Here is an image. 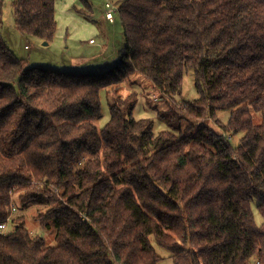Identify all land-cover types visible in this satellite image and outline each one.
<instances>
[{
	"label": "trees",
	"instance_id": "16d2710c",
	"mask_svg": "<svg viewBox=\"0 0 264 264\" xmlns=\"http://www.w3.org/2000/svg\"><path fill=\"white\" fill-rule=\"evenodd\" d=\"M5 5L0 224L14 221L12 203L47 207L37 219L55 224L57 244L19 215L11 232L0 228V264H159L153 238L174 264H264V0H124L126 43L105 73L28 66L3 37ZM12 5L18 30L53 40L56 0ZM188 66L200 97L168 115L230 109L224 132L206 124L155 132L123 98L96 124L104 86L139 72L171 99L182 94ZM241 130L233 146L227 132Z\"/></svg>",
	"mask_w": 264,
	"mask_h": 264
},
{
	"label": "rangeland",
	"instance_id": "374dc122",
	"mask_svg": "<svg viewBox=\"0 0 264 264\" xmlns=\"http://www.w3.org/2000/svg\"><path fill=\"white\" fill-rule=\"evenodd\" d=\"M13 0H6L4 8L2 34L8 46L28 66H52L70 71H93L105 73L118 65L120 52L126 43L124 26L120 14L114 12L115 19L107 17L108 3L113 8H118L124 0H56L57 30L53 40L45 43L42 38L26 34L15 26L13 14ZM93 40V41H92ZM28 45V47H27ZM200 97L196 85V72L193 66L186 68L182 94H177L171 99L164 96L163 92L153 85V82L139 72H132L125 80L117 85L104 86L100 91L102 116L95 120L102 128L110 119V105L123 98L125 108L134 103L133 115L140 118H149L154 121V131L160 132L171 129L178 135L195 132L202 125H209L217 132H224L231 116L230 109H220L215 116L208 115L204 118H170L173 112L184 113L182 107L185 101H193ZM162 111V115L160 112ZM164 111L166 115H163ZM256 123L261 122V114L254 113ZM230 142L238 146L242 141L245 131H228ZM14 195L13 201H17ZM47 207L29 205L12 213L13 222L8 221L3 229L5 233L11 232L16 225V218L23 215L26 226L33 234L46 238L49 245L57 244L56 227L53 222L50 226H43L37 215L46 212ZM257 222H262V216L254 205ZM16 219V220H15ZM153 243L161 255L159 264H174L171 250L162 246L153 238Z\"/></svg>",
	"mask_w": 264,
	"mask_h": 264
},
{
	"label": "built area",
	"instance_id": "2783aa9c",
	"mask_svg": "<svg viewBox=\"0 0 264 264\" xmlns=\"http://www.w3.org/2000/svg\"><path fill=\"white\" fill-rule=\"evenodd\" d=\"M118 11V8H113L109 3H108V7H107V10H106V13H107V17L110 19V20H114L115 19V15H114V12H117ZM93 41V40H92ZM11 207H12V212L15 213L16 211H18L16 205H14V203L11 204ZM8 221H11V216H9L7 218V220L3 223L0 224V228L1 229H4L7 224H8Z\"/></svg>",
	"mask_w": 264,
	"mask_h": 264
},
{
	"label": "water",
	"instance_id": "95a60500",
	"mask_svg": "<svg viewBox=\"0 0 264 264\" xmlns=\"http://www.w3.org/2000/svg\"><path fill=\"white\" fill-rule=\"evenodd\" d=\"M45 43H48V41H45Z\"/></svg>",
	"mask_w": 264,
	"mask_h": 264
}]
</instances>
